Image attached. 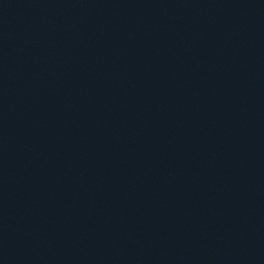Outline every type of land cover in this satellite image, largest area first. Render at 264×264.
Returning <instances> with one entry per match:
<instances>
[{"label":"water","instance_id":"1","mask_svg":"<svg viewBox=\"0 0 264 264\" xmlns=\"http://www.w3.org/2000/svg\"><path fill=\"white\" fill-rule=\"evenodd\" d=\"M0 264H264V0H0Z\"/></svg>","mask_w":264,"mask_h":264}]
</instances>
